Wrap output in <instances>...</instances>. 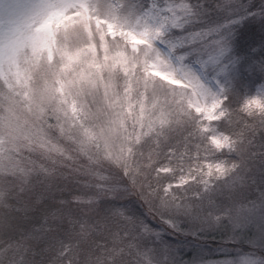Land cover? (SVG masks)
I'll use <instances>...</instances> for the list:
<instances>
[{
  "label": "snow or ice",
  "instance_id": "obj_1",
  "mask_svg": "<svg viewBox=\"0 0 264 264\" xmlns=\"http://www.w3.org/2000/svg\"><path fill=\"white\" fill-rule=\"evenodd\" d=\"M0 264H264V0H0Z\"/></svg>",
  "mask_w": 264,
  "mask_h": 264
}]
</instances>
